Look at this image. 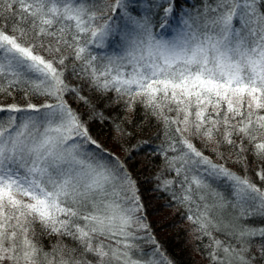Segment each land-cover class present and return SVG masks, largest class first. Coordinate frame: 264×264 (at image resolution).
Wrapping results in <instances>:
<instances>
[{"label": "snow or ice", "instance_id": "snow-or-ice-1", "mask_svg": "<svg viewBox=\"0 0 264 264\" xmlns=\"http://www.w3.org/2000/svg\"><path fill=\"white\" fill-rule=\"evenodd\" d=\"M165 3L161 29L177 7ZM133 13L131 0H0V94L23 90L55 101L0 106V114L9 113L0 116V264H171L158 248L159 261L133 258L134 241L150 226L129 157L106 152L65 101L66 93L74 94L97 114L90 98L65 80L66 50L76 62L73 74L92 92L140 98L167 128L175 125L164 149L175 153L166 156L169 169L183 177L181 195L173 198L204 202L187 219L211 240L212 264H256L250 248L254 237L264 238V228L214 221L208 201L223 207L224 197L210 181L231 182L240 201L233 207L242 216L243 204L264 214V191L213 163L191 138L214 143V152L238 148V162L247 163L245 153L264 162V0H203L202 10L181 17L183 27L171 39L158 38L149 20ZM110 38L119 39L123 55L92 53ZM37 47L52 59L36 54ZM128 65L131 71H123ZM116 131L122 133L119 126ZM257 175L264 180V170ZM213 230L239 246L216 239ZM45 233L59 238L50 251L36 240ZM66 237L73 247L63 243ZM258 252L264 260V243Z\"/></svg>", "mask_w": 264, "mask_h": 264}, {"label": "trees", "instance_id": "trees-1", "mask_svg": "<svg viewBox=\"0 0 264 264\" xmlns=\"http://www.w3.org/2000/svg\"><path fill=\"white\" fill-rule=\"evenodd\" d=\"M173 3L177 5L175 16L169 18V25L173 28H177L179 24L182 25L181 17H184L186 13L195 15L203 8V0H173ZM160 4L168 6L165 0H131L133 14L138 18L146 17L155 35L156 29H161L159 25L163 18ZM257 6L260 7L259 4ZM116 19L119 21L121 17L117 16ZM109 40L117 44L106 45L102 49L93 47L92 53L99 57L123 55V48L118 43L119 39L110 38ZM36 54L42 55L46 59H52L45 50L39 47L36 48ZM63 54L69 56L66 61L67 67L64 69L66 82L72 87H79L81 95L90 98L97 114L92 115L91 109L83 106L74 94L66 93L65 101L80 114L82 120L87 124L89 134L101 144L106 152L121 159H124L126 155L129 157L127 168L135 181L140 201L144 205L142 215L150 226L148 231H140L138 238L134 241L136 248L133 249L135 253L133 258L159 261L160 256H153L154 251L158 248L163 257L171 264H212L209 257L211 240L194 231V226L187 219L189 215L198 214L196 204H200V210H204V202L199 201L197 196H194L196 203L193 204L181 203L173 198V193L181 195L180 180L183 177H177L175 171L169 169L166 156L171 157L175 153L166 152L164 149H167L171 142L175 125H172L171 129L167 128L164 120L155 115L152 109L146 107L140 98L132 101L127 96L119 98L114 91L104 94L92 92L86 81L73 74L72 67L76 62L70 55V50H66ZM126 69L127 67L123 71L128 72ZM10 91L11 95L0 94V106L17 104L24 107L28 103L55 102L46 100L43 96H26L23 90L13 89ZM164 114L169 118L176 117L175 111L168 112L165 109ZM0 116L6 118L8 115L2 113ZM117 126L122 129V133L116 131ZM191 139L197 149L209 157L213 163L223 165L241 178L246 177L261 191H264V180L257 175L264 170V162L256 160L251 153L244 154L247 163L238 162L236 158L238 148L222 145L214 152L213 149L216 148L214 143H205L199 137ZM237 144H239V140H237ZM87 148L91 151L96 150L95 146H87ZM201 171L203 172V167H201ZM166 180L173 182L167 188L164 187ZM210 183L213 189L224 197L223 207H212L214 201L211 199L208 201L209 213L214 221L229 224L239 220L242 226L254 229L264 228V214L243 204L242 208L246 210V214L242 216L241 207H233V205H239L240 201L236 198L230 181L221 177L211 180ZM189 208L192 209L191 212ZM213 235L226 244L239 246L234 238L224 232L213 230ZM58 239L50 237L46 233L38 234L36 237L38 245L44 251H50L53 245L57 244ZM152 240L155 243H152ZM253 241L250 254L256 257V264H264V260L259 259L258 252L261 244L264 243V238L257 235ZM63 243L69 247L74 246V242L67 237L64 238Z\"/></svg>", "mask_w": 264, "mask_h": 264}, {"label": "rangeland", "instance_id": "rangeland-1", "mask_svg": "<svg viewBox=\"0 0 264 264\" xmlns=\"http://www.w3.org/2000/svg\"><path fill=\"white\" fill-rule=\"evenodd\" d=\"M136 1H138V0H136ZM138 6L139 7H141V5L140 4H138ZM141 9H142V7H141ZM181 27H183L182 25H180L179 24V26L177 27V28H173L172 26H168V28H166L165 30H162V29H156V36L158 37V38H165V39H171V38H173V36H175V34H176V31L177 30H180V29H182ZM118 43H120V41H118ZM117 43L116 42H113V41H111V40H108L107 42H106V45H116ZM121 44V43H120ZM111 47V46H110ZM127 69H128V71H131V66L130 65H128L127 66ZM126 69V70H127ZM4 107H6V106H4ZM6 115H9V113H7V112H4ZM86 150H89L88 148H87V146H86Z\"/></svg>", "mask_w": 264, "mask_h": 264}]
</instances>
